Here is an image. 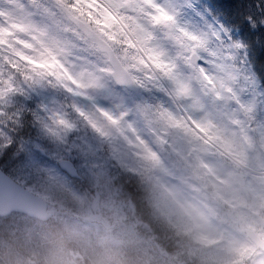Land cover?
I'll return each instance as SVG.
<instances>
[{
  "label": "clouds",
  "instance_id": "9594fccd",
  "mask_svg": "<svg viewBox=\"0 0 264 264\" xmlns=\"http://www.w3.org/2000/svg\"><path fill=\"white\" fill-rule=\"evenodd\" d=\"M0 8L7 23L0 27V117L10 119L42 95L78 104L82 85L90 95L98 92L93 83L143 92L144 99L116 114V123L96 118L131 167L147 169L157 187L169 190L170 226L205 249L192 264H264V130L235 105L198 111L176 95L172 77L179 73L194 93L215 100L210 78L220 73L192 51L190 39L169 34L144 0H55L51 15L27 21L3 0ZM160 60L173 65L172 75ZM157 81L166 90H157ZM161 91L167 99L152 101ZM240 175L243 186L234 180Z\"/></svg>",
  "mask_w": 264,
  "mask_h": 264
},
{
  "label": "rangeland",
  "instance_id": "374dc122",
  "mask_svg": "<svg viewBox=\"0 0 264 264\" xmlns=\"http://www.w3.org/2000/svg\"><path fill=\"white\" fill-rule=\"evenodd\" d=\"M126 1L138 2L116 0ZM144 2L156 16L167 13L173 18L159 22L169 26V34L175 30L185 38L184 33L196 37L190 39L192 51L203 53L204 63L214 65L220 73L210 78L214 101H205L203 94L194 93L179 73L172 77L176 95L190 98L192 108L198 111L206 107L218 110L221 105L229 110L235 105L252 117L258 132L264 130V96L246 53L238 39L211 18L203 0ZM3 3L18 13L16 19L27 21L51 15L55 0H3ZM252 8L261 11L252 15L255 18L252 21L257 22L260 19L257 17L264 16V0ZM5 26L7 23L0 14V27ZM159 64L165 73L172 75V64L166 60H160ZM91 87L98 92L90 95L88 86L82 85L77 94L78 104L42 95L35 103L29 100L21 104L10 119L0 117V167L18 184L42 197L52 214L48 223L18 213L0 217V264H25L28 259L38 260L39 264H187L186 256L200 255L205 249L194 247L177 233L183 244L168 248L164 237L151 224L143 223L131 207L123 184L115 188L116 180L123 181L122 169L151 181V192L156 193V219L169 222V190L157 187L147 169L138 172L131 167L110 143V133L96 118L116 123L117 113L124 114V109L140 100L126 90L100 88L95 83ZM155 88L166 90L159 81L155 82ZM141 94L144 99V93ZM162 99H167L163 91L151 97L152 101ZM29 106L46 115L42 118L39 114L34 134L27 139L22 132V117ZM176 107L187 111L181 105ZM82 116L88 118L87 125L79 123ZM57 125H63L65 130L61 131ZM62 160L75 166L78 177L61 169ZM234 180L243 186L245 177L235 176ZM175 251L182 253L174 254ZM209 264L213 262L210 260Z\"/></svg>",
  "mask_w": 264,
  "mask_h": 264
},
{
  "label": "trees",
  "instance_id": "16d2710c",
  "mask_svg": "<svg viewBox=\"0 0 264 264\" xmlns=\"http://www.w3.org/2000/svg\"><path fill=\"white\" fill-rule=\"evenodd\" d=\"M261 0H204L208 6V10L212 13L221 15V20L230 33L238 39L245 50L249 65L258 75V81L264 94V16L260 15L257 22H253L252 17L255 13H261L257 9H253L254 4L258 5ZM250 8V10H249ZM251 11V14H250ZM39 114L35 112L32 106H29L23 119L22 132L27 139L34 134V124ZM122 182L116 180L115 188L121 187L126 192L125 196L134 208L136 214L142 218L143 223L151 224L159 235L165 239L168 248L176 246V243L183 244V241L177 237L176 232L170 226L169 222H159L156 219L157 208L155 207L156 193L151 192L152 182L137 175H133L122 169ZM154 183V182H153ZM25 187V186H24ZM74 206V204H71ZM70 210V207H65ZM52 220V217L48 223ZM175 251L174 254H181ZM7 255V254H4ZM193 256L188 255L185 258L187 264H192Z\"/></svg>",
  "mask_w": 264,
  "mask_h": 264
},
{
  "label": "water",
  "instance_id": "95a60500",
  "mask_svg": "<svg viewBox=\"0 0 264 264\" xmlns=\"http://www.w3.org/2000/svg\"><path fill=\"white\" fill-rule=\"evenodd\" d=\"M128 91L142 100L140 91ZM59 166L71 176L78 177L75 166L70 161L62 160ZM13 213L25 214L41 222H47L51 218L47 203L41 197L18 184L0 168V217L4 218Z\"/></svg>",
  "mask_w": 264,
  "mask_h": 264
},
{
  "label": "snow or ice",
  "instance_id": "6c2138e0",
  "mask_svg": "<svg viewBox=\"0 0 264 264\" xmlns=\"http://www.w3.org/2000/svg\"><path fill=\"white\" fill-rule=\"evenodd\" d=\"M158 11H161V10H158ZM154 19L157 21V22H160L162 19H166V20H171L173 19L171 16H169L167 13H162L161 15H157L154 17ZM184 35L189 38V39H192V40H196L197 38L194 37V36H189L188 33H184ZM239 47V45H238Z\"/></svg>",
  "mask_w": 264,
  "mask_h": 264
},
{
  "label": "bare ground",
  "instance_id": "6f19581e",
  "mask_svg": "<svg viewBox=\"0 0 264 264\" xmlns=\"http://www.w3.org/2000/svg\"><path fill=\"white\" fill-rule=\"evenodd\" d=\"M51 217H52V214H51ZM49 221V220H48Z\"/></svg>",
  "mask_w": 264,
  "mask_h": 264
}]
</instances>
